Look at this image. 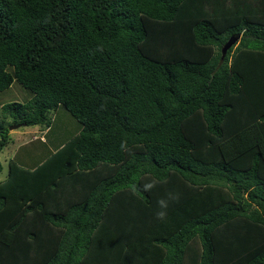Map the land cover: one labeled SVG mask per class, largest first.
Returning a JSON list of instances; mask_svg holds the SVG:
<instances>
[{"label":"trees","instance_id":"obj_1","mask_svg":"<svg viewBox=\"0 0 264 264\" xmlns=\"http://www.w3.org/2000/svg\"><path fill=\"white\" fill-rule=\"evenodd\" d=\"M14 80V124L81 128L9 160L0 264H264V0H0Z\"/></svg>","mask_w":264,"mask_h":264},{"label":"rangeland","instance_id":"obj_2","mask_svg":"<svg viewBox=\"0 0 264 264\" xmlns=\"http://www.w3.org/2000/svg\"><path fill=\"white\" fill-rule=\"evenodd\" d=\"M8 69L12 72V67ZM31 96L32 92L16 80L0 91V126L7 128L10 134V140L0 150V181L7 176L10 159L16 160L24 167L32 168L81 128V124L63 105H59L51 113L52 121L47 130L39 125L12 127L15 124L9 117L4 116L2 105L14 101L24 103Z\"/></svg>","mask_w":264,"mask_h":264},{"label":"clouds","instance_id":"obj_3","mask_svg":"<svg viewBox=\"0 0 264 264\" xmlns=\"http://www.w3.org/2000/svg\"><path fill=\"white\" fill-rule=\"evenodd\" d=\"M125 147H126V142H122L121 143V148L124 149ZM154 184H155V182L145 184L143 186L144 190L145 191L151 190V188L154 187ZM178 198H179L178 196H172L170 194V199H178ZM157 203H158V206H159V208L161 210L156 213V218L158 220H164L166 218V216H167V211L166 210H167V207H168V202L166 200H164V199H161Z\"/></svg>","mask_w":264,"mask_h":264},{"label":"water","instance_id":"obj_4","mask_svg":"<svg viewBox=\"0 0 264 264\" xmlns=\"http://www.w3.org/2000/svg\"><path fill=\"white\" fill-rule=\"evenodd\" d=\"M237 40V37H230L227 41H226V43H224V45L222 46V48H221V52H222V58H223V56L225 55V53H226V51H227V49L233 44V43H235V41ZM18 126H20V125H18V124H15V125H13L12 127H14V128H16V127H18Z\"/></svg>","mask_w":264,"mask_h":264},{"label":"crops","instance_id":"obj_5","mask_svg":"<svg viewBox=\"0 0 264 264\" xmlns=\"http://www.w3.org/2000/svg\"><path fill=\"white\" fill-rule=\"evenodd\" d=\"M47 129H48V128H46L45 130H47ZM45 130H44V131H45ZM32 138H33V140H34V136H33ZM40 140H41V139H40ZM54 150H55V149H54Z\"/></svg>","mask_w":264,"mask_h":264}]
</instances>
